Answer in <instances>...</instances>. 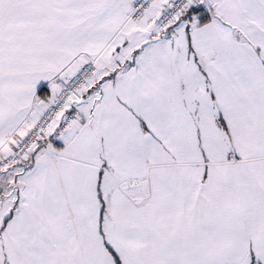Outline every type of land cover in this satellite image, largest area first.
Returning a JSON list of instances; mask_svg holds the SVG:
<instances>
[{"label":"snow or ice","instance_id":"1","mask_svg":"<svg viewBox=\"0 0 264 264\" xmlns=\"http://www.w3.org/2000/svg\"><path fill=\"white\" fill-rule=\"evenodd\" d=\"M0 264H264V0H0Z\"/></svg>","mask_w":264,"mask_h":264}]
</instances>
